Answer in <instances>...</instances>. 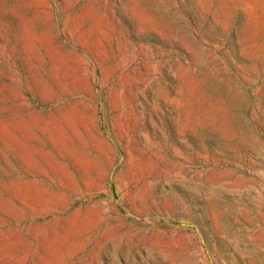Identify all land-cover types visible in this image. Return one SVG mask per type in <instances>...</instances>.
Wrapping results in <instances>:
<instances>
[{"label": "rangeland", "instance_id": "rangeland-1", "mask_svg": "<svg viewBox=\"0 0 264 264\" xmlns=\"http://www.w3.org/2000/svg\"><path fill=\"white\" fill-rule=\"evenodd\" d=\"M0 264H264V0H0Z\"/></svg>", "mask_w": 264, "mask_h": 264}]
</instances>
